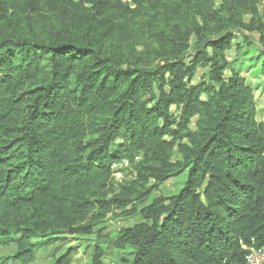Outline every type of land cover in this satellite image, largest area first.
Masks as SVG:
<instances>
[{
	"label": "trees",
	"instance_id": "obj_1",
	"mask_svg": "<svg viewBox=\"0 0 264 264\" xmlns=\"http://www.w3.org/2000/svg\"><path fill=\"white\" fill-rule=\"evenodd\" d=\"M244 44L264 53V0H0L4 261L118 214L141 216L113 244L126 264H245L264 247V124L230 65Z\"/></svg>",
	"mask_w": 264,
	"mask_h": 264
},
{
	"label": "rangeland",
	"instance_id": "obj_2",
	"mask_svg": "<svg viewBox=\"0 0 264 264\" xmlns=\"http://www.w3.org/2000/svg\"><path fill=\"white\" fill-rule=\"evenodd\" d=\"M124 3H130V0H122ZM234 53L232 57L234 58ZM231 59V69L239 73L252 88L256 101L257 120L264 124V53L258 51L256 47L243 45L239 56ZM115 165L116 170L115 183L116 188L133 177V166ZM184 175L175 176L158 188V193L153 195L141 208L149 205L157 196L170 197L176 195L183 186ZM141 221V216L133 218H124L119 214L117 216H108L105 221L99 223L91 236L66 235L60 234L56 237L35 239L36 250L35 260L31 264H53L67 252L70 253L69 264H93V256L97 248H102L104 256L102 264H126L125 260L132 259L131 250L115 249L113 244L123 228H129ZM15 253V247L10 249L0 248V264H22L19 261H4L8 256Z\"/></svg>",
	"mask_w": 264,
	"mask_h": 264
},
{
	"label": "built area",
	"instance_id": "obj_3",
	"mask_svg": "<svg viewBox=\"0 0 264 264\" xmlns=\"http://www.w3.org/2000/svg\"><path fill=\"white\" fill-rule=\"evenodd\" d=\"M121 165L129 166V163L127 161H123ZM244 249L248 250V254L245 257V264H264V247H244Z\"/></svg>",
	"mask_w": 264,
	"mask_h": 264
}]
</instances>
